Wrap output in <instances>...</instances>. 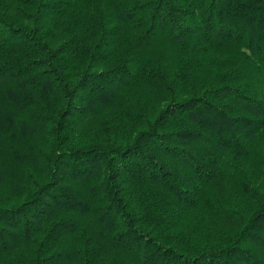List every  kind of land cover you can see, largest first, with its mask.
I'll use <instances>...</instances> for the list:
<instances>
[{
    "label": "trees",
    "instance_id": "16d2710c",
    "mask_svg": "<svg viewBox=\"0 0 264 264\" xmlns=\"http://www.w3.org/2000/svg\"><path fill=\"white\" fill-rule=\"evenodd\" d=\"M0 264H264V0H0Z\"/></svg>",
    "mask_w": 264,
    "mask_h": 264
}]
</instances>
